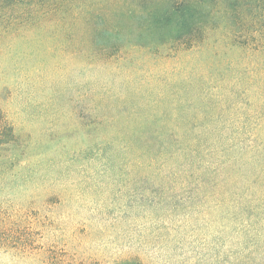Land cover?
<instances>
[{"label":"rangeland","instance_id":"1","mask_svg":"<svg viewBox=\"0 0 264 264\" xmlns=\"http://www.w3.org/2000/svg\"><path fill=\"white\" fill-rule=\"evenodd\" d=\"M178 1L0 0V264H264V206L238 233L140 168L142 142L232 138L224 192L264 195V0L203 6L191 50Z\"/></svg>","mask_w":264,"mask_h":264},{"label":"trees","instance_id":"2","mask_svg":"<svg viewBox=\"0 0 264 264\" xmlns=\"http://www.w3.org/2000/svg\"><path fill=\"white\" fill-rule=\"evenodd\" d=\"M215 1H178L172 16H169L171 22H173V16H177L174 21L175 35L177 40L182 41L180 44L189 45V50L205 43L208 28L203 23L205 17L199 9ZM169 24L166 21L162 30ZM161 33L163 31H160L159 37ZM190 45H193L192 48ZM228 128V126H222L215 130L208 129L205 130V134L208 138L217 140L218 136L221 138L225 131L230 130ZM237 132L230 130L231 135ZM184 139L186 141L168 143L142 142L137 147L142 171L155 173L161 178L160 185L163 188L159 201L164 203L169 200L176 213L182 209L194 214H200L202 210L210 213L224 209L228 213V223L234 222L240 226L238 233L249 231L258 212L264 206V195L249 197L237 191L224 192L226 181L219 179V171L223 165L245 162L244 159L240 161L236 153L249 155V145L234 143L232 138L226 142L214 144H207L200 139L192 142L187 135ZM209 221L207 223L217 222ZM213 237L216 238V235Z\"/></svg>","mask_w":264,"mask_h":264}]
</instances>
